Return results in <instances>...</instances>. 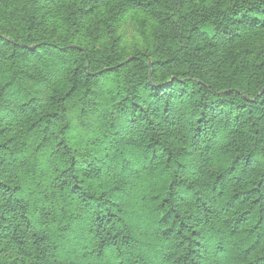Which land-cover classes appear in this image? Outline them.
Wrapping results in <instances>:
<instances>
[{"label": "trees", "instance_id": "trees-1", "mask_svg": "<svg viewBox=\"0 0 264 264\" xmlns=\"http://www.w3.org/2000/svg\"><path fill=\"white\" fill-rule=\"evenodd\" d=\"M0 264H264V0H0Z\"/></svg>", "mask_w": 264, "mask_h": 264}, {"label": "rangeland", "instance_id": "rangeland-1", "mask_svg": "<svg viewBox=\"0 0 264 264\" xmlns=\"http://www.w3.org/2000/svg\"><path fill=\"white\" fill-rule=\"evenodd\" d=\"M138 26V22L134 19L127 18L124 26L122 27L121 32L123 33V39L126 43L130 44L134 41L136 32V27Z\"/></svg>", "mask_w": 264, "mask_h": 264}]
</instances>
